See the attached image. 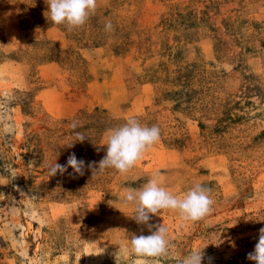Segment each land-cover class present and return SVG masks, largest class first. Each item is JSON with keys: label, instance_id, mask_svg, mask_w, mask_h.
Returning a JSON list of instances; mask_svg holds the SVG:
<instances>
[{"label": "rangeland", "instance_id": "obj_1", "mask_svg": "<svg viewBox=\"0 0 264 264\" xmlns=\"http://www.w3.org/2000/svg\"><path fill=\"white\" fill-rule=\"evenodd\" d=\"M46 2L0 0V264H179L202 248V264H255L264 0H97L71 31L47 19ZM129 117L157 126L159 140L128 173L93 174L108 131ZM72 153L84 174L50 177L47 166ZM157 172L178 197L196 183L210 189L212 211L137 223L121 198ZM159 226L166 254L128 255L133 234Z\"/></svg>", "mask_w": 264, "mask_h": 264}, {"label": "clouds", "instance_id": "obj_2", "mask_svg": "<svg viewBox=\"0 0 264 264\" xmlns=\"http://www.w3.org/2000/svg\"><path fill=\"white\" fill-rule=\"evenodd\" d=\"M46 3L48 5L47 19L55 25H66L69 31L83 26L97 9V0H47ZM105 30H112L111 22L105 24ZM71 127L75 129L77 124L73 122ZM76 137V141L79 142H83L86 138L82 133H77ZM159 138L160 130L157 126L148 127L142 125L137 118L129 117L124 125L108 131L104 144L106 155L98 162V166L93 168V174L102 173L107 168L115 169L122 175L128 173ZM85 163L72 153L68 156L66 164L61 165L54 161L47 167L50 177L57 173L63 174L69 167L74 173L83 175ZM96 164L97 162L94 161L88 162V167L92 168ZM121 203L124 207L133 209L132 218L137 223L148 224L150 214L158 215L161 210H173L178 212L184 220L198 221L212 211L213 199L210 189L200 183H196L178 197L161 186L159 172H157L142 188H127ZM149 227L151 228V225ZM166 232L164 227L159 226L148 236L133 234L129 239L128 255L159 257L166 254L169 247ZM202 249L190 252L180 260L179 264H202L205 259ZM247 259L254 261L255 264H264V228L259 229L258 242L254 250L248 253ZM208 260L210 262L211 258L209 257Z\"/></svg>", "mask_w": 264, "mask_h": 264}, {"label": "trees", "instance_id": "obj_3", "mask_svg": "<svg viewBox=\"0 0 264 264\" xmlns=\"http://www.w3.org/2000/svg\"><path fill=\"white\" fill-rule=\"evenodd\" d=\"M39 5H40V4H36V5H35V6L37 7V9L40 8ZM33 10H34V9H32V11H33ZM25 12L27 13V10L24 9V13H25ZM35 18H36V19H39V21L44 20V19H40V18H42V17H40V16L35 17Z\"/></svg>", "mask_w": 264, "mask_h": 264}]
</instances>
